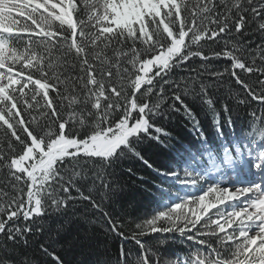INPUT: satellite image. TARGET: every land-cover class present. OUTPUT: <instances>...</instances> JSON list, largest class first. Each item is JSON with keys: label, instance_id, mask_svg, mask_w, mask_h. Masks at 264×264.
<instances>
[{"label": "snow or ice", "instance_id": "6c2138e0", "mask_svg": "<svg viewBox=\"0 0 264 264\" xmlns=\"http://www.w3.org/2000/svg\"><path fill=\"white\" fill-rule=\"evenodd\" d=\"M225 77L243 94L220 95ZM233 102L251 109L249 133L264 145V112L253 107L264 108V0H0V264H66L69 220L50 221L69 210L136 245L121 244L114 264H179L145 243L158 232L207 249L185 264H264V184L209 186L131 231L105 205L122 189L123 159L143 160L148 140L166 145L158 118L180 113L206 139L193 107L221 131ZM245 196L236 210L218 207Z\"/></svg>", "mask_w": 264, "mask_h": 264}, {"label": "trees", "instance_id": "16d2710c", "mask_svg": "<svg viewBox=\"0 0 264 264\" xmlns=\"http://www.w3.org/2000/svg\"><path fill=\"white\" fill-rule=\"evenodd\" d=\"M225 66H227L226 61L217 65L221 68ZM173 72L177 76L187 75L181 69H174ZM225 79L227 83L224 84V91L220 95L226 96L229 86L233 88L234 93L243 94V90L232 83L229 77H225ZM187 102L191 106L192 102ZM253 107L257 109L258 114L264 112V108L258 104H253ZM193 111L199 117V127L206 139H201L200 132L194 130L183 115L171 113L169 119L165 120L161 117L156 121L170 133L169 137H162L166 145L148 140L138 148L143 160L129 156L116 166L115 172L122 189L113 196L110 202L105 201V205L107 211L122 218L127 231L135 228L133 221L139 222L170 208L173 203L172 196L174 193H179L180 177L177 176L176 179L170 181L167 178L169 175H162L156 169L181 173L188 161L203 158L208 149H213L215 153H222L224 145L240 139H247L259 144V137H257V141H253L249 133L251 109L245 110L243 105L236 107L233 102L231 122L225 124L221 131L213 126L211 117L206 116L198 105L193 107ZM129 168L132 169V172L127 171ZM65 219H68L69 223L66 230L60 234V239L62 242L69 241L71 244L61 248L60 252L66 264H97V261L104 259H111L114 264L121 244L129 250H136V245L131 241L106 237L97 226L89 225L78 217H74L71 210L64 216L53 217L50 223H62ZM207 239L214 240V238ZM144 240L149 246L157 245V250L164 260H178L180 263L181 260L186 261L189 256L192 259L196 258L194 245L185 236L176 232H158L145 236ZM160 240L165 243L157 244ZM204 252L203 255L208 254L207 251Z\"/></svg>", "mask_w": 264, "mask_h": 264}, {"label": "rangeland", "instance_id": "374dc122", "mask_svg": "<svg viewBox=\"0 0 264 264\" xmlns=\"http://www.w3.org/2000/svg\"><path fill=\"white\" fill-rule=\"evenodd\" d=\"M231 143H233L234 145L233 150L231 149ZM231 143H227V145L223 148L224 155L222 158L217 157V154L213 149H208L205 151L206 153L203 158H197L195 160H191L186 163V166L183 167L181 171V175H179L180 193H174V195L172 196L171 200L173 203L170 202L172 206H174L178 202H181L184 198L187 197L190 198L202 194L201 192L203 190H206L207 187L209 186H219L225 189L228 187H232L234 189L238 186H249L248 185L249 179L247 177L250 176L251 173L250 166H252L249 163V157L243 153V150H241V146H239L240 145L239 141H234ZM260 150L264 155V146H262ZM241 152L243 153L246 166H242L239 171L236 168L235 164L233 167H231L232 165L227 163V157L231 156L237 159L242 155ZM185 171L188 173L189 180L193 178L197 179V183L195 185L185 184L181 182L185 177V173H184ZM167 178L168 180L172 181L176 179L177 176L169 175ZM249 199H250L249 196H245L234 202H226V204L219 205L218 207L223 209L225 212L236 210V208L243 207L245 201ZM189 206L191 207V205ZM261 207H264V205H262ZM216 211L217 209H211L208 212V216H212L213 218H216L214 216V213ZM189 235L190 234H186L182 236H185V238L189 240L192 243V245H194L196 251L200 250L201 254L203 255L205 253L204 251L207 250L204 249L202 245H199L198 243L194 242L192 239H189L188 238ZM203 238L207 239L214 237H203ZM181 264H185V263H181Z\"/></svg>", "mask_w": 264, "mask_h": 264}]
</instances>
